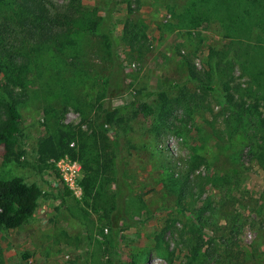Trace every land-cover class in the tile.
I'll list each match as a JSON object with an SVG mask.
<instances>
[{
	"label": "rangeland",
	"instance_id": "obj_1",
	"mask_svg": "<svg viewBox=\"0 0 264 264\" xmlns=\"http://www.w3.org/2000/svg\"><path fill=\"white\" fill-rule=\"evenodd\" d=\"M49 1L111 34L90 28L78 39V21L72 47L24 49L31 64L19 84L0 73V120L5 100L20 115L16 144L0 148V180L42 192L27 225L0 230V264H226V253L264 264V89L251 68L264 31L215 13L235 0ZM112 76L114 97L103 85ZM142 101L155 111L148 120ZM162 106L169 116L155 121ZM108 108L114 121L99 132ZM78 130L98 164L82 157ZM61 131L76 136L66 147L75 159L39 153ZM65 159L79 169L76 193L57 167Z\"/></svg>",
	"mask_w": 264,
	"mask_h": 264
},
{
	"label": "trees",
	"instance_id": "obj_2",
	"mask_svg": "<svg viewBox=\"0 0 264 264\" xmlns=\"http://www.w3.org/2000/svg\"><path fill=\"white\" fill-rule=\"evenodd\" d=\"M235 1L236 3L232 5L229 11L225 10L224 6H221L215 13L217 15L227 14L228 20L238 22L240 26L246 29L254 26L258 30L264 31V0H254L252 2L250 0ZM248 4L253 7V10ZM51 5L49 0H0V73L1 71L4 73L6 70L9 71L8 86H10L9 84H13L14 86L19 84L23 73H26L29 69L31 61L29 55L24 52V49L30 48L28 50L30 54L32 51L41 53L42 49L50 48V46L57 48L55 45L61 39L67 41L72 47L73 38L76 35L75 26L78 21L81 23V31L77 33L78 39L83 38L85 36L84 32L90 28L96 30L97 27L100 29L99 32L102 33L105 40L110 37L111 30H105L96 21L90 22L89 25L83 24L80 19L72 23L76 19L73 14L70 15L63 9L52 7ZM12 14H20L22 18L16 22L12 18ZM260 56H264V48H260ZM259 62L261 63L254 64L253 62L251 68L257 70L254 80L256 87L260 91L264 89V57ZM116 76L110 77V81L103 84L104 87L107 84V91L110 97H114L117 94V90L114 87L118 79ZM9 89L7 88L5 92L10 97ZM4 103L5 119L0 120V148L11 149L16 144L20 132V115L16 103L12 99L5 100ZM231 107L232 113L238 119L233 106ZM161 108L156 114L155 121L165 122L169 114L166 107L162 106ZM137 111L145 120H148L155 114L153 107L143 101L137 105ZM115 113V111H110L108 108L98 116L99 119L97 118L96 124L99 132L105 123L108 124L114 121ZM66 133L61 131V137L57 143L53 144L50 139L43 141L39 146V153L42 154L47 151L49 157H53L54 159L69 154L75 159V153L68 152L66 147L69 141L75 139L76 136L73 132ZM79 133L80 130H78L77 134L81 141L80 153L82 157L88 155L89 160L92 159L98 164L97 155L91 156L92 153L88 144L90 139L86 140L85 144H83L85 139ZM259 139L260 142L256 143L257 150L264 151V133ZM251 144L253 148L255 141ZM262 156H264V152H262ZM53 171L56 172L55 169ZM83 183L86 186V192V180H83ZM41 198V189L35 184H27L22 178L14 177L9 180H0V230H15L27 225L37 212ZM118 215L119 211L113 216V227H117L118 225L120 220ZM227 249L229 247L223 251L227 252ZM233 260V257L226 253L223 262L233 264ZM208 262L209 264H220V260L214 258L201 263L208 264Z\"/></svg>",
	"mask_w": 264,
	"mask_h": 264
},
{
	"label": "built area",
	"instance_id": "obj_3",
	"mask_svg": "<svg viewBox=\"0 0 264 264\" xmlns=\"http://www.w3.org/2000/svg\"><path fill=\"white\" fill-rule=\"evenodd\" d=\"M57 167L59 168V170H61L63 179L69 189L73 190L76 193L79 190L76 182L79 169L76 168L75 164H70L67 159L61 160L57 164Z\"/></svg>",
	"mask_w": 264,
	"mask_h": 264
}]
</instances>
